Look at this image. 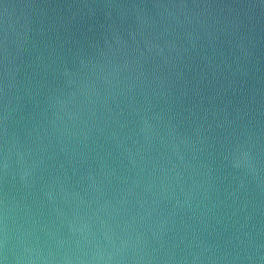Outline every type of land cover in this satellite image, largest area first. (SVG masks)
Instances as JSON below:
<instances>
[{
	"label": "water",
	"instance_id": "water-1",
	"mask_svg": "<svg viewBox=\"0 0 264 264\" xmlns=\"http://www.w3.org/2000/svg\"><path fill=\"white\" fill-rule=\"evenodd\" d=\"M0 264H264V0H0Z\"/></svg>",
	"mask_w": 264,
	"mask_h": 264
}]
</instances>
